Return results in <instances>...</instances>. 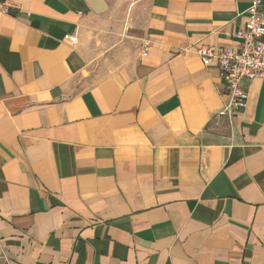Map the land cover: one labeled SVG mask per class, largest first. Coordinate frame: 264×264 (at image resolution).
Listing matches in <instances>:
<instances>
[{"label": "crops", "instance_id": "1", "mask_svg": "<svg viewBox=\"0 0 264 264\" xmlns=\"http://www.w3.org/2000/svg\"><path fill=\"white\" fill-rule=\"evenodd\" d=\"M252 1L0 0V264H264V78L197 54Z\"/></svg>", "mask_w": 264, "mask_h": 264}, {"label": "built area", "instance_id": "2", "mask_svg": "<svg viewBox=\"0 0 264 264\" xmlns=\"http://www.w3.org/2000/svg\"><path fill=\"white\" fill-rule=\"evenodd\" d=\"M247 21L239 28L235 37L237 44L216 49L212 46L199 48L197 54L205 64H215L220 70L227 89V101L219 116L230 115L247 105V94L241 87L242 79L264 78V1L253 0L247 9ZM74 44L75 35H64ZM145 44L142 54H147Z\"/></svg>", "mask_w": 264, "mask_h": 264}]
</instances>
